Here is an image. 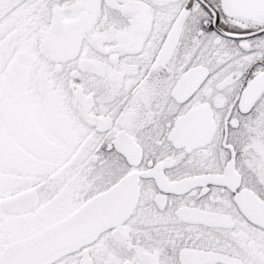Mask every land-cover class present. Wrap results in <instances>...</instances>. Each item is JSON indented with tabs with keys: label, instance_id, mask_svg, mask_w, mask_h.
Listing matches in <instances>:
<instances>
[{
	"label": "snow or ice",
	"instance_id": "6c2138e0",
	"mask_svg": "<svg viewBox=\"0 0 264 264\" xmlns=\"http://www.w3.org/2000/svg\"><path fill=\"white\" fill-rule=\"evenodd\" d=\"M0 264H264V0H0Z\"/></svg>",
	"mask_w": 264,
	"mask_h": 264
}]
</instances>
